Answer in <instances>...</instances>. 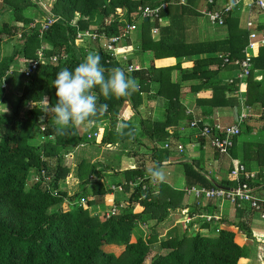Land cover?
I'll list each match as a JSON object with an SVG mask.
<instances>
[{
  "label": "trees",
  "instance_id": "obj_1",
  "mask_svg": "<svg viewBox=\"0 0 264 264\" xmlns=\"http://www.w3.org/2000/svg\"><path fill=\"white\" fill-rule=\"evenodd\" d=\"M0 1V53L5 45L13 43L9 52L0 55V106L8 105L10 112L0 113V264H144L151 255L152 246L157 243L162 253L154 254L149 264H237L240 258H245L246 248L235 244L234 234L219 228L211 236L188 232V227L180 231L174 229L164 240H158L156 225L170 211L181 207L184 198L191 196L187 197L183 191L174 190L163 182L153 183L148 175V169L160 167L174 151L183 152V149L177 150L179 144L169 130L184 124L195 134L192 122H197L200 128L212 126L215 119L209 116L213 111L239 109L235 95L240 88L236 78L239 67L235 61L244 59L249 33L239 27L238 18L230 12L224 15L223 26L227 29L224 39L191 41L188 30L199 16L197 8L201 0H185L184 3L178 0H55L49 14L56 21L40 32L38 25L32 26V16L25 14L28 9L38 10L32 0ZM163 3L166 6L159 13L161 24L157 41L152 40L150 28L151 23L157 26L158 22L142 19L137 25L140 52L153 54L147 69L127 71V67L132 66L130 60L117 61L96 42L87 50L76 47L78 33L89 31L97 36H120L126 25L139 21V6ZM208 8L214 11L218 7L208 5ZM117 10L120 11L117 13ZM4 12L10 13L7 21L2 19ZM75 14L79 15L76 20ZM261 30L264 33V27ZM90 51L101 55V63L106 69L121 67L136 78L140 88L129 97L109 99L100 94L98 87L94 89L99 103L108 105L107 112L95 118V122H105L108 127L97 132L93 143L100 147L131 146L129 150L125 149L128 150L127 157L116 171L103 164L79 162L76 169L79 190L68 196L64 182L69 168L62 162L63 153L87 143V139L79 136L76 127H70L63 135L56 133L54 114L50 110V105L57 101L53 81L61 69L73 70ZM219 55H228V63L224 66ZM52 57H56V62L39 64L35 69L28 64ZM189 57L197 59L186 64L184 59ZM20 62L26 65L24 72L18 71ZM251 64L252 70L245 82V104L259 108L263 115L264 47L256 48ZM174 71L180 73L179 82L172 80ZM233 71L234 76L224 78ZM256 71L262 72L261 81L254 80ZM8 76L11 81L4 87ZM16 81H19V96L10 100L7 95L12 94ZM151 83L158 86L155 97L165 103L164 117L160 121L144 119L140 114L142 95L150 91ZM207 88L211 89V96H195L197 111L195 114L187 112L181 99ZM31 103L44 105L29 108ZM199 109L202 115L198 114ZM125 122L130 127L123 129L121 135L118 129ZM248 123L246 120L240 126V134L234 139L229 151L233 158H237V139L250 135ZM137 133L148 141L147 145L140 142ZM262 135L263 139H245L240 144L242 159L254 161L261 167L264 166V128ZM197 140L201 145L206 143L205 139ZM165 142L170 144L169 149L158 146ZM181 166L187 187L235 186L231 168L225 180L215 182L195 162H182ZM105 175L121 177L122 202L111 198L113 184L107 183ZM81 199L84 200L82 203ZM109 200L112 202L108 203ZM111 203L121 206L114 216H97L89 212L98 204L109 208ZM64 204L65 208L62 207ZM254 212L247 204H241L235 212V223H232L247 238H251V229L246 218L250 219ZM189 215L195 217L197 214L193 211ZM199 219L203 222L202 218L188 222ZM148 223H152L151 230L145 235L140 229ZM189 228L193 230L192 223ZM108 245L124 249L116 256L105 252L104 247Z\"/></svg>",
  "mask_w": 264,
  "mask_h": 264
},
{
  "label": "crops",
  "instance_id": "obj_2",
  "mask_svg": "<svg viewBox=\"0 0 264 264\" xmlns=\"http://www.w3.org/2000/svg\"><path fill=\"white\" fill-rule=\"evenodd\" d=\"M180 3H184L185 0H178ZM214 4L209 3V0H201L198 4L197 12L199 16L197 17V20L192 28H189V39L191 41H214V40H221L226 37L227 29L223 25L219 24H212L209 22L208 18L206 17V13L209 11H213L208 8V5H216L218 8L217 10H221L225 5L228 4H235L233 8L231 9L230 13H232L236 18L239 20V27L241 29H246V22L251 21L254 24V30L257 34H264L261 30V28L264 27V11L258 10L254 6H250L251 0H235L233 2H229L227 0H213ZM1 3V1H0ZM150 6V5H149ZM163 9V8H162ZM229 13V12H228ZM26 15L32 16L34 19L42 20L44 18L43 14H40L35 9H28L25 11ZM227 14V13H225ZM224 14V15H225ZM78 14H75V19L78 18ZM224 18V16H223ZM224 22V19H223ZM160 24L157 25L158 34L153 36L150 30L151 38L154 41H157L159 39V28ZM137 28L134 31H131L128 34V38L126 41H123L121 45L127 47L126 51L123 49L120 51L121 55H131L128 57V59L131 61V64L133 66H136V68H142L147 69L151 60L153 59V54L151 52H140L139 50V41H140V30ZM151 27L152 23H151ZM152 29V28H150ZM256 48L252 50L253 55L256 53ZM126 52V53H124ZM1 55V54H0ZM201 58V57H198ZM196 57H189L184 59V62L186 64H190L193 60H196ZM128 60V61H129ZM187 70H190L189 67H187ZM227 72H224V74ZM235 71H233L231 74L227 73L225 75V79H229L231 76H234ZM262 72L256 71L254 80L255 81H261L262 80ZM172 80L173 82H179L180 81V73L178 71H174L172 73ZM150 91L146 92L142 95L143 97V103L140 107V114L141 117L144 119L150 118L152 121L154 120H163L164 117V108L165 103L163 101L158 100L155 97V94L157 92L158 86L157 84H150L149 85ZM211 89H202L200 92L195 93V95H187L183 99H181L182 104L185 106L186 111L190 112L191 114H195L196 110V104H195V96L198 98H208L211 96ZM44 104L40 103H31L28 104L29 108H34L38 106H42ZM250 107V106H249ZM252 110L256 112V116L254 118L249 119L248 123V132H250V135H242L237 139L236 142V152H237V158H233L231 153L227 156H221L217 154L214 150H212L208 143L204 142V144L201 145V142L195 138L194 131L191 129H188L187 126L184 124H180L179 127L176 130H169L170 133H173V136L175 138V142H177L179 145L182 146L183 152L179 153L174 151V154L170 155L169 158L166 161H163L161 163V166L159 167L164 174V181L163 183L167 184L174 190L182 191L183 188L187 187L186 180L183 175V168L181 166L182 162H195L198 164V167L202 169L203 172H205L207 175L213 177L215 182H219L222 180H225L229 174V170L231 168V165L233 163H244L247 168L250 169L251 172H254V178L252 180L254 195L258 197L259 199L264 201V166H257V164L252 161H245L242 159V150L240 144L243 143V141L246 140H254V139H263L262 130L264 128V114L261 115L260 109L257 107H250ZM239 109H217L213 111L209 118L217 120L221 125H229L234 122L235 115L238 113ZM264 113V112H263ZM198 114L202 115L201 110H198ZM206 115V114H205ZM204 117V116H203ZM136 127L139 129V126L137 122L135 121ZM108 127L107 123L105 122H95L92 126L86 127L84 125L78 126L77 132L79 136L86 139V135L90 134L91 132H98L99 130H102L104 128ZM185 127V128H183ZM138 132V131H137ZM194 134V135H193ZM137 137L140 140V142L144 145H147L148 141L142 136H139L137 133ZM181 140H187L190 145L191 149L186 151V148L182 145ZM137 145V144H134ZM83 146H91L94 155H91L89 159L84 158L83 160L89 161L90 163H97L99 165L104 166H111L118 170L121 167V157L123 154H126L131 146L130 144H127V147L124 146V144H114V145H106L104 147H100L96 144L92 143H82L76 147H73L69 149L67 152L63 153V157L70 158L69 164L77 169V163L75 161L73 162L74 156L73 154L76 152L74 149H78ZM128 149V150H125ZM108 152L107 155H104ZM114 151V153H113ZM80 160L79 162L83 161ZM66 167H69L68 164H64ZM149 167V165L147 166ZM69 173L66 176L72 177V173ZM76 172V171H75ZM107 173L110 171H106ZM106 178L110 177V179H107V182L110 183H119L121 182V177L119 175H105ZM73 183H68L65 180V188L68 193V196H72L73 194L77 193L79 190V184L78 179L75 177H72ZM251 183V184H252ZM115 195H118L117 193L111 195V198H114L116 200ZM120 195V194H119ZM119 200H122L120 197ZM65 205V204H64ZM104 207L107 208V205L103 204ZM96 208H100V204L96 206ZM240 208V206H233L226 200L221 199H215L211 201H202L199 202L198 200H195L193 197L191 198H184L182 206L177 208L174 211H170L168 213L167 218L164 221L165 226L163 227V234L166 232V235H170L172 231L175 229L181 230L180 225L176 224L175 221L172 220H178L180 217V214L182 217H185L187 220L193 219V218H200L201 215H217L220 217V224L216 223H206L201 222V219L199 221L192 220L190 223L193 224L194 228L193 230L191 228H188L190 231H197L200 232L204 236H211L213 235L216 228H219L220 230H226L229 232H232L234 234V242L240 247L246 248L247 255L245 258H240L237 262V264H264V220H262L257 213H252L251 218L247 220L248 225L251 229V238H247L237 227L233 226L232 223H235V212L236 209ZM94 209V208H93ZM195 212L197 215L195 217L190 216V212ZM167 220H169V224L167 227ZM163 223V222H162ZM160 223L159 227H161L162 224ZM203 225L202 227H200ZM197 227V228H196ZM166 237V236H165ZM131 241L134 242L135 238L132 236ZM123 247L120 246H114V245H108L104 247L105 251H115L118 250L120 252L123 251ZM107 251V252H108ZM116 255V254H115Z\"/></svg>",
  "mask_w": 264,
  "mask_h": 264
},
{
  "label": "built area",
  "instance_id": "obj_3",
  "mask_svg": "<svg viewBox=\"0 0 264 264\" xmlns=\"http://www.w3.org/2000/svg\"><path fill=\"white\" fill-rule=\"evenodd\" d=\"M32 1L38 6V12L44 15L42 20L34 19V24L32 26L38 25L40 32L45 31L49 25L56 21V18L49 14V9L52 7V4H44V2H47V0ZM209 3L214 4L213 0H209ZM234 5L235 4H228L225 5V7H223L221 10L209 11L206 13V17L212 24L223 25L224 14L230 12ZM165 6L166 3L156 6H139L137 9L140 13L139 21L131 25H126L120 36H97L95 33H91L89 31L78 33L75 38L76 47L79 48V46H82V49H89L90 44L96 42L108 52H110L113 57H116L122 49L126 51L127 47L121 45L122 42L127 40L128 34L137 28L138 23L142 19L150 20L153 23L158 22V24H161L159 13L160 10ZM250 6H254L258 10L264 11V0H251ZM119 11L120 10H117V13ZM246 30L249 32V44L244 51V59L241 61H235V65L239 67V70L236 72V78L239 80L240 88L235 92L239 111L235 115L234 122L230 125L223 126L217 120H215L214 125H203L201 128L198 127L197 122L191 123V128L195 130V137L197 139H205L209 147L221 156L229 155V151L233 147L235 137L240 134V126L243 125L246 120L256 116V112L245 104V82L250 74V71L252 70L251 60L254 56L252 50L258 46L264 47V34H257L254 30V24L251 21L246 22ZM151 33L153 36L158 34L157 26L152 27ZM118 44L120 45L118 46ZM219 58L223 61L222 66L228 63V55H219ZM49 62H56V57H52L50 59L40 58L36 61H29L28 64L31 69H35L39 64H46ZM18 66L20 67V69L18 67V71L24 72L26 70V65H24V63L20 62ZM131 70L132 66H129V71ZM96 138V131L86 135L87 140H95ZM163 148L169 149L170 144L165 142L163 144ZM182 149L183 148L181 145L177 146L178 151H182ZM230 175L235 181V186L228 188L227 190L221 188L191 186L183 188L182 191L185 193V196H191L197 199L199 202L221 199L228 201L233 206L247 204L250 209L254 210L259 215V217L264 220V201L254 195L253 186L250 185V182L254 178V172L247 170L243 163L238 162L231 165ZM37 178L38 177L35 176V179ZM114 186L115 184L112 185L113 194L116 192L120 193L122 191L120 184H117L116 188ZM83 201L84 200L81 199L80 203ZM118 208H121V206L116 207L111 203V206L106 210L105 216L110 217L116 215ZM200 218H202L203 221L208 224H219L220 221V217L217 215H201ZM187 221H189V219Z\"/></svg>",
  "mask_w": 264,
  "mask_h": 264
},
{
  "label": "clouds",
  "instance_id": "obj_4",
  "mask_svg": "<svg viewBox=\"0 0 264 264\" xmlns=\"http://www.w3.org/2000/svg\"><path fill=\"white\" fill-rule=\"evenodd\" d=\"M101 60L98 52L90 51L73 70L63 68L56 74L53 86L57 101L50 105V110L54 114L53 122L58 135H63L70 127H90L95 118L107 112L108 105L99 103L95 88L98 87L106 99L129 97L139 90L136 78L129 76L121 67L106 69ZM129 127L125 122L118 131L123 135V129ZM128 134L131 135V131ZM148 175L153 183H162L165 179L158 166L148 169Z\"/></svg>",
  "mask_w": 264,
  "mask_h": 264
},
{
  "label": "rangeland",
  "instance_id": "obj_5",
  "mask_svg": "<svg viewBox=\"0 0 264 264\" xmlns=\"http://www.w3.org/2000/svg\"><path fill=\"white\" fill-rule=\"evenodd\" d=\"M55 2V0H47V2H44V4H52L53 5V3ZM38 11V10H37ZM10 13L9 12H4V15H3V20H5V21H7V20H9L10 19ZM139 25L141 24L140 22L138 23ZM120 44H118V46H119ZM13 46V43L12 42H10L9 44H7V45H5L4 47H3V50H2V53H0L1 55L2 54H4L5 52L7 53V52H9L10 50H11V47ZM101 48H103L102 46H100ZM79 48H82V46H79ZM104 49V48H103ZM85 50H87V49H85ZM104 50H106V49H104ZM107 51V50H106ZM108 52V51H107ZM110 53V52H109ZM130 56V58L132 57L131 55H121V53H118V55L115 57L116 59H117V61H119V62H126V61H128L129 59H128V57ZM22 66V65H21ZM17 67H19V66H17ZM14 69H16V67H14L13 68V70ZM19 69H20V67H19ZM136 69H140V68H136V66H133L132 65V70H136ZM131 70V71H132ZM127 71H129V67H127ZM11 81V76H8V77H6V79H5V81H4V87L5 86H7V83H9ZM20 82L21 83H24L25 81L24 80H20ZM19 89H20V87H19V81L17 82H15L14 83V88H13V91H12V94H8L7 96L9 97V99L10 100H16L17 98H18V96H19ZM21 111H23V110H21ZM0 113H2V114H4V113H6V114H10V112H9V107H8V105H6V104H4V105H1L0 106ZM87 142L88 143H92V142H94V140H87ZM181 143H182V145L186 148V151L187 150H190L191 149V145H190V143L187 141V140H181ZM162 143H160L158 146L161 148L162 147ZM76 152L73 154V156H74V159H73V162L75 161V163H79V161L80 160H83L85 157L87 158V159H89L90 158V156L91 155H94L95 153H93V150H92V148H91V146H83V147H80V148H76V149H74ZM108 152L109 151H107V153L106 154H104V155H107L108 154ZM127 152V151H126ZM113 153H114V151H113ZM89 157V158H88ZM126 157H127V153L126 154H123L122 155V157H121V162H124L125 161V159H126ZM85 158V159H86ZM62 162H63V164H68V168L69 169H71L70 170V173H72V177H75V171H76V168H75V166L73 167L72 165H70L69 164V162H70V158H68V156H67V158H65V157H63V160H62ZM72 177L70 178V176H68V178H65V180H66V182H67V184L70 182V183H73V180H72ZM107 179H110V177H107L106 178V176H105V180L106 181H108ZM65 183V182H64ZM108 183V182H107ZM120 183V182H119ZM119 183H115V184H119ZM113 185H114V183H112ZM118 195H115V199L116 200H119L120 199V193H118V192H116ZM115 193V194H116ZM113 200H114V198H112ZM123 200H120V202H122ZM109 202H112V200L110 201H108V203ZM63 208H65L66 207V205H63L62 206ZM107 208H108V206H107ZM107 208L106 207H104L103 206V204H100V208H96V207H94V209H90L89 210V212H90V214L91 215H99V216H101V215H103V214H105L106 213V210H107ZM167 218V217H166ZM165 218V219H166ZM165 219L161 222L162 224H164V221H165ZM171 221H172V223H173V221H175L176 222V224H178V225H180V228H189V222L187 221V219L185 218V217H182L181 216V214H180V217L178 218V220H172V218H171ZM169 222V220H167V227H168V223ZM151 225H152V223L150 224V223H148V224H146L142 229H140V232H142L143 234H145V235H148V234H150V230H151ZM159 225H160V223L159 224H157L156 225V227H155V231H156V233H157V235H158V240H160V241H162V240H164L165 239V236H167L166 234V232L163 234V232H164V230H163V227L165 226V224L164 225H162L161 227H159ZM170 225V224H169ZM197 228V227H196ZM188 232H190V230H188ZM169 235V234H168ZM108 251V250H107ZM107 251H105V252H107ZM109 253H114V254H116V256H118V255H120L121 254V252L120 251H118V250H115V251H108ZM159 252H161L162 253V251H160V248H159V243H157V244H155V245H153L152 246V252H151V255L145 260V262H144V264H149L150 263V260H151V258H152V256L154 255V254H158Z\"/></svg>",
  "mask_w": 264,
  "mask_h": 264
},
{
  "label": "water",
  "instance_id": "obj_6",
  "mask_svg": "<svg viewBox=\"0 0 264 264\" xmlns=\"http://www.w3.org/2000/svg\"><path fill=\"white\" fill-rule=\"evenodd\" d=\"M145 21H147V20H145ZM216 187H217V188H221V189H225V190L228 189V188H225V187H222V186H218V185H216Z\"/></svg>",
  "mask_w": 264,
  "mask_h": 264
}]
</instances>
